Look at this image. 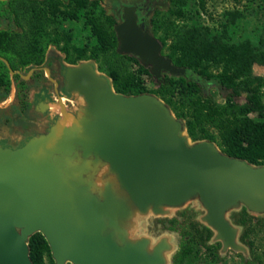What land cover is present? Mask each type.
<instances>
[{"label":"water","instance_id":"1","mask_svg":"<svg viewBox=\"0 0 264 264\" xmlns=\"http://www.w3.org/2000/svg\"><path fill=\"white\" fill-rule=\"evenodd\" d=\"M114 29L116 52L136 57L155 80L162 72L186 74L160 54L131 9ZM65 83L85 102L77 116L61 108L47 133L16 149L0 147V264H33L28 239L35 233L55 264H166V240L132 237L134 218L192 199L225 249L246 251L226 214L238 207L264 214V167L208 142L190 143L163 101L116 94L90 63L68 68ZM63 114L75 120L64 132Z\"/></svg>","mask_w":264,"mask_h":264},{"label":"trees","instance_id":"2","mask_svg":"<svg viewBox=\"0 0 264 264\" xmlns=\"http://www.w3.org/2000/svg\"><path fill=\"white\" fill-rule=\"evenodd\" d=\"M47 5L55 7L47 10ZM198 10L206 12L205 0L193 9L181 3L173 12L181 24L167 19L160 40L167 57L176 67L184 68L185 75H171L157 83L156 92H150L138 79L133 76L122 79L112 69L109 72L111 85L124 96L151 94L163 101L194 142L214 145L207 126L218 128L223 144L221 153L264 167V78L252 72L255 64L264 67V37L259 36L255 42L237 40V13H223L215 26L210 27L200 22ZM66 23L77 28V47L70 44L72 29L63 30ZM111 23L105 0H0V89L7 95L8 67L23 73L27 68L40 65L49 46H55L68 57L77 55V59L93 61L98 71L97 63L102 55L110 53L122 58L114 50ZM130 61L138 65L141 74L151 77L149 69L136 59ZM210 66H216L217 73L210 71ZM11 77L17 90L27 89L20 74ZM205 85L225 95V105L204 100L201 94L205 92ZM243 95L246 102L235 104ZM249 114H256L258 118L251 120ZM242 226L240 241L252 247L249 238L255 230L246 228L245 223ZM200 241L201 237L195 235L185 238L174 264H193ZM28 248L33 264H42L44 256L50 264H55L41 233L29 237Z\"/></svg>","mask_w":264,"mask_h":264},{"label":"rangeland","instance_id":"3","mask_svg":"<svg viewBox=\"0 0 264 264\" xmlns=\"http://www.w3.org/2000/svg\"><path fill=\"white\" fill-rule=\"evenodd\" d=\"M181 3L187 4L189 8L193 9V7L196 8L201 3V0H180ZM53 7L55 5L45 6L47 10H51ZM59 7L62 10V7ZM205 11L199 12L198 10L199 20L202 24L210 27L215 26L223 13H237L238 28L235 33V39L237 40L248 39L255 42L259 36L264 37V0H205ZM71 26L66 23L62 27L64 31L72 29V32L70 31L69 33L71 36L70 44L72 47H77L79 43L76 36L77 28ZM78 27L82 28L81 25ZM46 53L54 55L55 52L47 48L45 50ZM97 65L99 72L108 78L110 70L114 69L118 72L120 78L125 79L127 76H133L139 80L142 87L146 90L150 92L157 91L158 84L154 78L141 74L138 70V65L128 58H118L107 53L100 57ZM29 69L27 68L22 73L25 77L22 81L29 74ZM209 69L213 73H217L216 66H210ZM252 72L255 76L264 78V67L255 64L252 67ZM13 85L14 87L13 90L12 88L10 89L9 97L12 91L14 94L16 92L14 81ZM262 93L264 96V88ZM201 97L204 100L210 99L211 102L217 105H225V95L218 93L213 87H207ZM245 102V95L235 100L237 105H242ZM0 104L2 108L4 101H0ZM66 112L70 113L69 110H66ZM248 118L254 120L258 117L256 114H249ZM207 130L214 137V145L221 150L223 144L219 129L214 126H207ZM183 135H187V132L184 131ZM188 139L190 143H194L191 138ZM204 215L205 210L198 199H192L179 208L166 209L160 214L148 212L143 215H136L134 218L135 227L131 231V236L149 238L153 244L162 239L166 240L169 245V250L165 253L166 264H174L182 241L190 235L201 237L196 260L193 264H264V214L250 213L244 207L232 209L226 214L230 223L240 229L237 242L245 247V252L235 251L230 248L225 249L222 242L215 238V232L202 220ZM242 223L246 224V228L251 227L255 230V234L250 235L249 238L253 242L252 247L240 241V234L244 230ZM42 264H50L46 256L43 257Z\"/></svg>","mask_w":264,"mask_h":264},{"label":"flooded vegetation","instance_id":"4","mask_svg":"<svg viewBox=\"0 0 264 264\" xmlns=\"http://www.w3.org/2000/svg\"><path fill=\"white\" fill-rule=\"evenodd\" d=\"M126 8L131 9L134 13L136 24L144 31L148 29L150 34L157 39L161 45L160 54L169 59L160 40L164 34L167 19L169 21L174 19L175 23L181 24L179 18H176L173 13L180 8V0H105V9L112 20L115 51L118 47V40L114 28L122 22V15ZM48 49L53 50L54 55L46 53L40 65L29 69V74L23 80L27 89L21 91L15 88L16 92L13 94L10 104L5 109L0 108V147L16 149L23 146L31 137L47 133L57 120L61 108L65 111L69 110L74 116H77L79 111L85 108V102L81 96L76 93H67L65 72L68 68L78 67L85 63H90L95 71L99 72L96 65L88 59H77L75 54L73 57H68L55 46H49ZM118 55L129 60L136 59L139 62L136 57L130 54ZM169 60L171 61V59ZM15 73L20 74L21 80L25 78L20 71H15ZM169 77L171 74L162 72L161 77L154 80L158 83ZM106 78L110 80V78ZM13 87V80L10 76L8 93L4 95V91L0 89V101L9 99L10 89ZM207 87L209 85H205L204 90ZM113 90L116 94H120L114 88ZM55 104L59 109L52 107ZM2 128L6 129V134Z\"/></svg>","mask_w":264,"mask_h":264},{"label":"bare ground","instance_id":"5","mask_svg":"<svg viewBox=\"0 0 264 264\" xmlns=\"http://www.w3.org/2000/svg\"><path fill=\"white\" fill-rule=\"evenodd\" d=\"M52 107L54 109H59L58 105H56V104L53 105ZM74 122H75V120H74V118L71 115L63 114L62 118H61V121H60L59 130L63 131V132L67 131L74 124Z\"/></svg>","mask_w":264,"mask_h":264},{"label":"crops","instance_id":"6","mask_svg":"<svg viewBox=\"0 0 264 264\" xmlns=\"http://www.w3.org/2000/svg\"><path fill=\"white\" fill-rule=\"evenodd\" d=\"M13 94H14V92L12 91L11 92V95H10V97H9V99H7L6 101H4V100H1V101H4V104H3V107L1 108V109H5V107H7L9 104H10V101H11V99L13 98ZM2 104V103H1ZM0 104V105H1ZM2 130H3V132L6 134L7 133V131H6V129H4V128H2Z\"/></svg>","mask_w":264,"mask_h":264}]
</instances>
